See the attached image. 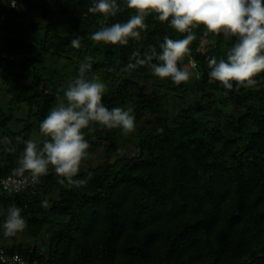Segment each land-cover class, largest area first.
<instances>
[{"label":"trees","instance_id":"16d2710c","mask_svg":"<svg viewBox=\"0 0 264 264\" xmlns=\"http://www.w3.org/2000/svg\"><path fill=\"white\" fill-rule=\"evenodd\" d=\"M3 1L1 51L11 59L0 57V88L9 97L8 107H0V175L14 174L24 141L60 103L86 56L87 76L106 85L102 103L132 108L136 126L127 136L99 125L83 130L88 154L104 150L102 165L74 177L87 179L85 185L65 187L50 167L22 194L0 191V240L13 205L26 216L30 236L48 234L45 253L26 244L3 248L25 264H264V72L238 92L235 82L227 91L208 75L209 60L226 59L235 38L194 28L196 39L178 61L191 78L177 85L153 75L156 59L126 70L134 53L159 54L165 36L187 35L170 27L171 18L150 14L140 39L122 46L91 35L134 16L126 0H117L115 16L90 13L97 0H16L20 9ZM77 37L79 48L71 43ZM21 105L35 120L14 139L8 125ZM128 144L138 152L120 156Z\"/></svg>","mask_w":264,"mask_h":264},{"label":"clouds","instance_id":"9594fccd","mask_svg":"<svg viewBox=\"0 0 264 264\" xmlns=\"http://www.w3.org/2000/svg\"><path fill=\"white\" fill-rule=\"evenodd\" d=\"M126 5L136 14L126 23L100 28L91 35L93 41L123 46L128 44L129 38L139 40L138 29L147 28L145 18L152 13L161 22L171 18L172 29L187 33L183 39L165 36L159 45V54L155 48L145 52L142 59L138 52L134 53L136 62L128 64L126 70L156 59L160 63L150 64L154 76L171 78L177 85L187 82L191 73L186 67H178V61L189 53V45L196 39L192 30L203 25L209 33H222L225 39L234 37L236 41L227 50L226 59L209 60L208 75L211 80L218 81L227 91L233 89L235 82L238 92L241 87L254 86L257 81L253 78L264 72V0H126ZM11 6L16 7L15 0H12ZM119 10L117 0H97L88 9L90 13L104 16H115ZM71 43L79 48V37ZM91 59L86 56L79 64L78 74L63 90L60 103L41 121L39 131L48 139L42 142V146L33 139L24 141L23 154L18 160V167L13 170L16 176L23 177L28 173L31 181L38 184L51 167L62 178L58 180L60 184L78 188L88 182L87 179H74L80 172L82 161L88 157L90 147L83 130L94 132L93 125H99L107 129H121L125 136L135 131L132 108L109 109L102 103L106 85L98 76H87ZM90 178L91 173L88 174ZM43 206L48 207L47 201L43 202ZM21 213L22 209L15 205L8 208L3 223L6 237L15 236L27 227Z\"/></svg>","mask_w":264,"mask_h":264},{"label":"rangeland","instance_id":"374dc122","mask_svg":"<svg viewBox=\"0 0 264 264\" xmlns=\"http://www.w3.org/2000/svg\"><path fill=\"white\" fill-rule=\"evenodd\" d=\"M8 104H9V97L7 96L5 91H3L0 88V107L6 108L8 107ZM172 108H173V113L178 112L179 106L177 102L176 104H173ZM13 113H14L13 120L9 122V125H8L9 131H7V134L8 136L12 138L17 139L19 137L18 133L22 131L24 126L27 123L33 122L35 118L33 117L31 113L28 112L27 106H24V105H21L20 107H18V109H15ZM31 139L37 141L38 144H40L43 140V135L37 130L36 127H34L32 130ZM137 152L138 151L135 148V146L128 144V147L127 146L122 147L120 150H118L117 153L120 156H125V155L134 156ZM103 162H104V150L102 146H98L91 153L88 154V157L85 160L82 161L79 173L87 172L88 169L94 168L98 165H102ZM58 190H59L58 186L52 189L50 193V197L57 198ZM23 217L26 220V216H23ZM47 240H48V234L45 231L42 232V234L39 237L34 238L27 233L26 228H25L23 232H19L15 236L6 237L4 235V229H3V236L0 240V247L2 246L12 247L16 244L17 245L26 244L30 246H36L40 252L45 253L47 249L46 247Z\"/></svg>","mask_w":264,"mask_h":264},{"label":"built area","instance_id":"2783aa9c","mask_svg":"<svg viewBox=\"0 0 264 264\" xmlns=\"http://www.w3.org/2000/svg\"><path fill=\"white\" fill-rule=\"evenodd\" d=\"M15 4V8L17 9L23 7L22 3L16 0ZM3 5L11 6L12 0L3 1ZM1 46L2 43L0 42V57L3 59H11L6 52L1 51ZM35 184L31 181L28 173H25L23 177H18L15 174L7 176L0 175V191L7 194H22ZM0 264H25V260L19 253H8L3 247H0Z\"/></svg>","mask_w":264,"mask_h":264},{"label":"crops","instance_id":"0c3cea01","mask_svg":"<svg viewBox=\"0 0 264 264\" xmlns=\"http://www.w3.org/2000/svg\"><path fill=\"white\" fill-rule=\"evenodd\" d=\"M3 247V246H2Z\"/></svg>","mask_w":264,"mask_h":264}]
</instances>
